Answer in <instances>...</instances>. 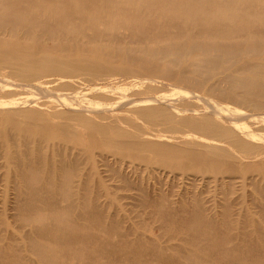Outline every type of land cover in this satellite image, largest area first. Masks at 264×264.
Returning a JSON list of instances; mask_svg holds the SVG:
<instances>
[{
    "label": "bare ground",
    "instance_id": "bare-ground-1",
    "mask_svg": "<svg viewBox=\"0 0 264 264\" xmlns=\"http://www.w3.org/2000/svg\"><path fill=\"white\" fill-rule=\"evenodd\" d=\"M0 264H264V0H0Z\"/></svg>",
    "mask_w": 264,
    "mask_h": 264
},
{
    "label": "rangeland",
    "instance_id": "rangeland-1",
    "mask_svg": "<svg viewBox=\"0 0 264 264\" xmlns=\"http://www.w3.org/2000/svg\"><path fill=\"white\" fill-rule=\"evenodd\" d=\"M124 201H125V203H126V206H127L128 208H130L131 212H133V211H135V210L137 209V207L131 209V207H132V203L134 202L133 200H124Z\"/></svg>",
    "mask_w": 264,
    "mask_h": 264
}]
</instances>
